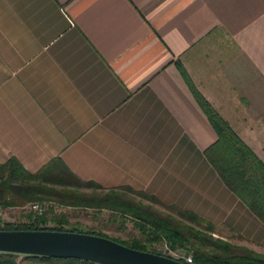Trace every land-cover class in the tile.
Masks as SVG:
<instances>
[{"label": "crops", "instance_id": "crops-1", "mask_svg": "<svg viewBox=\"0 0 264 264\" xmlns=\"http://www.w3.org/2000/svg\"><path fill=\"white\" fill-rule=\"evenodd\" d=\"M177 63L264 163V0H0V164L57 161L261 238Z\"/></svg>", "mask_w": 264, "mask_h": 264}, {"label": "trees", "instance_id": "trees-1", "mask_svg": "<svg viewBox=\"0 0 264 264\" xmlns=\"http://www.w3.org/2000/svg\"><path fill=\"white\" fill-rule=\"evenodd\" d=\"M180 74L194 97L196 103L205 114L217 140L205 152L206 159L217 173L226 188L232 192L241 203L264 225V163L231 129L216 110L202 97L190 80L181 63H177ZM44 167L36 173H29L15 159L10 158L0 164V208H19L28 204L50 202L61 206L82 207L93 210H109L120 219L133 220L134 227L140 231L142 240L124 242L111 239L100 233H86L108 238L121 245L142 252L156 255L149 251L152 244L165 243L169 248L191 256L192 264H264V255L247 248H238L222 239H215L206 231L213 232V226L207 224L192 212L175 210L181 220L171 215L155 212L150 206L129 201V195L143 196V194L125 189L123 193H104L101 196H82L77 194L81 187L91 188L102 192L101 186L95 183H83L68 170L58 169L55 165ZM61 188L58 190L57 188ZM52 212L51 209H49ZM47 214H30L22 222H3L0 220V231H59L76 232L78 230L65 229L64 219L55 216L50 218L54 226H46ZM187 223V224H186ZM205 223L204 231L197 229ZM193 226H191V225ZM206 230V231H205ZM18 255L0 253V264H17ZM35 262L64 261L68 263L78 260H60L39 257H24ZM182 262V261H181Z\"/></svg>", "mask_w": 264, "mask_h": 264}, {"label": "rangeland", "instance_id": "rangeland-1", "mask_svg": "<svg viewBox=\"0 0 264 264\" xmlns=\"http://www.w3.org/2000/svg\"><path fill=\"white\" fill-rule=\"evenodd\" d=\"M60 190L61 188H57ZM77 194L82 196H101L105 192L96 191L91 188L81 187L77 189ZM129 201L135 204L141 203L146 206H150L155 212H160L162 214L171 215L176 220H181L175 210L167 209L168 206L160 201H148L143 199L141 196L129 195ZM30 205H25L19 208L11 209H2L0 208V220L3 222H22L30 214H35L31 211ZM43 210V213L47 214L48 222L46 226L52 227L54 223L50 221L52 216H55L58 219H64L66 221L63 224L65 229H75L81 231L82 233H100L111 239H117L124 242H131L133 240H142L140 231L134 227L133 220L131 219H120L117 215L111 213L109 210H93L85 209L82 207H70V206H61L56 205L50 202L38 203ZM176 207V206H173ZM178 208V207H176ZM52 212H50V210ZM180 209V208H178ZM182 210V209H180ZM184 211V210H182ZM42 213V214H43ZM41 214V215H42ZM201 218V217H200ZM205 223L213 226V232L206 233L211 235L215 239H222L226 242H229L235 247L238 248H247L258 254L264 255V235L261 238H256L257 235H250L246 232H242L238 226H233L225 222L211 221L206 218H201ZM205 223L201 227H196L199 230L204 231ZM187 224V223H186ZM191 225V224H190ZM193 226V225H191ZM166 247L165 243L152 244L149 246L148 250L159 253L162 255L174 256L167 251H164ZM176 251V250H175ZM165 257V256H164ZM17 264H82L79 262L68 263L64 261H54V262H35L25 259L23 256L17 258Z\"/></svg>", "mask_w": 264, "mask_h": 264}, {"label": "water", "instance_id": "water-1", "mask_svg": "<svg viewBox=\"0 0 264 264\" xmlns=\"http://www.w3.org/2000/svg\"><path fill=\"white\" fill-rule=\"evenodd\" d=\"M170 249L173 250V247ZM0 253L73 259L91 264H185L168 257L131 249L100 236L46 230L0 231Z\"/></svg>", "mask_w": 264, "mask_h": 264}, {"label": "built area", "instance_id": "built-area-1", "mask_svg": "<svg viewBox=\"0 0 264 264\" xmlns=\"http://www.w3.org/2000/svg\"><path fill=\"white\" fill-rule=\"evenodd\" d=\"M30 209H31L32 212H34V213L37 214V215H41V214L43 213L42 208H41L40 205H38V204H31V205H30ZM164 251H167V252H169L170 254L174 255V256H171V257L168 256V258H171V259H173V260L180 261V262L182 261V262L185 263V264H192V263H193L191 256H185V255H184L182 252H180V251H174V250H171V249L168 247V245H166ZM162 256L167 257V256L164 255L163 253H162Z\"/></svg>", "mask_w": 264, "mask_h": 264}]
</instances>
